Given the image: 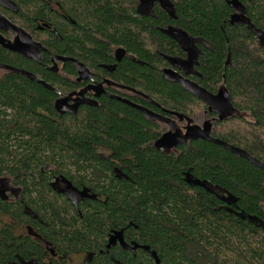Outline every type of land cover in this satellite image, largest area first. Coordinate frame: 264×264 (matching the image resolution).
<instances>
[{"label":"trees","instance_id":"trees-1","mask_svg":"<svg viewBox=\"0 0 264 264\" xmlns=\"http://www.w3.org/2000/svg\"><path fill=\"white\" fill-rule=\"evenodd\" d=\"M65 1L90 13L81 26L60 29L62 40L53 36L54 53L137 89L122 93L135 103L161 112L147 95L197 123L206 104L163 75V55L185 53L157 26L174 22L202 38L208 48L197 81L212 92L225 86L242 114L216 120L212 136L264 163V0H169L177 20L162 9L157 18L135 17L134 0ZM26 4L31 16L43 12L39 0ZM106 40L137 61L124 58L108 71L103 65L114 61ZM0 63L37 77L0 68V181L11 185L8 199L0 196V264H65L50 254L80 252L92 264H264L262 168L202 139L158 150L167 126L107 95L59 113L58 93L40 80L68 92L71 62L54 72L0 47ZM60 176L93 197L77 209L54 188ZM114 231H123L125 245L108 247Z\"/></svg>","mask_w":264,"mask_h":264},{"label":"flooded vegetation","instance_id":"flooded-vegetation-1","mask_svg":"<svg viewBox=\"0 0 264 264\" xmlns=\"http://www.w3.org/2000/svg\"><path fill=\"white\" fill-rule=\"evenodd\" d=\"M11 1L12 3L15 4V7L14 6L6 7L0 2V14L6 20L3 26L0 27V36H2L4 40L12 44H14L15 41L19 39L20 37V41L24 45H32V47H35V44L40 45V47L38 48L40 51L39 53L40 61H36L33 58L26 57L16 51L8 49L2 44H0L1 48L17 53L27 59L33 60L36 63L43 64L48 70L54 71V72L61 71L64 68L66 62H71L72 64H74V66L76 67L75 84L74 86H72V88L68 92L66 93L60 92L62 96L72 94L70 104L75 103V100L79 98V94L81 92H83V96L81 97L96 101L97 102L96 105L99 104L98 98H100L102 95H107L117 100H120L117 98L119 97L123 100L126 99V100L131 101L132 103H135L131 99H128L125 96H123L122 93H125V91H130L135 94H141V92H139L137 89L129 87L125 84H122L108 77V75L106 74H97V72L94 71L92 68H90L87 63L81 61L75 56L71 57V56H66L63 54H57V53H54L51 49L53 47V42H54L53 36L56 37L57 40L60 41L62 40L60 29L67 28L70 24L81 26L82 25L81 22H83L84 19L86 20L85 17L89 16L90 6L87 5V7H84V4L82 5L80 3L79 5V4H76V2H72V4L70 5L65 0H39L41 3L40 5L43 8V12H39L31 16L29 14L30 8L28 9V4H26V2L29 0H11ZM21 6H23V10H20ZM132 7L134 8L133 13L135 14L134 15L135 17L145 16V17L157 18L158 9H162L163 11L166 12L168 19L170 20L178 19L177 13L174 10L172 3L169 0H134L132 6H130V10H132ZM157 28L163 31L164 33L168 34L174 40H176L178 46L185 53L184 56H180V55L173 56V55L164 54L163 55L164 58L169 62V66L167 68H173L180 75L201 85L197 81V78L200 76L198 66L200 63V57L204 53L203 49L208 48L207 43L202 38L194 37L190 35L180 25L175 24L174 22H168L162 27L157 26ZM26 35H28L31 39L28 38ZM106 44L109 46V49L111 52L110 55L112 56V59L114 61V63H106L103 65L108 71H113L116 68V64L124 58H129L131 60L137 61V58L133 54L128 52V50L125 47L112 44L109 40H106ZM119 49L125 50V54L120 60L117 59V51ZM45 54L49 56L48 61H47V58H45ZM55 56L68 57V58L70 57V58L76 59L80 63H83L90 70L92 74V78H86V79L79 80L80 75H79L78 65L69 60L63 61L60 59H54ZM55 66L58 67L57 71L51 69L52 67H55ZM100 84H102L103 91L100 94H97L98 89H100L99 88ZM221 87L222 86H220V88L216 92H212V91L210 92H212L213 94H217L219 90L221 89ZM149 102L151 104H154L150 100ZM85 104L92 105L90 103H81L79 107ZM135 104H138V103H135ZM157 104H154V105L158 106L161 109V112L151 109L149 107L148 108L156 113H159L161 115H164L166 117L176 120L177 124L182 129H185V126H187L188 124L186 118L183 120H180L179 118H177V116L172 115L170 113L173 110H167L165 108H161L160 105L159 104L157 105ZM204 112H205L206 117L201 123H197L191 118L193 120L194 125L204 126V123L206 121H210L213 126V123L216 120H221L225 116L223 115V117H221V115L218 112L211 111L208 104H206V109L204 110ZM234 114L235 116L242 115L236 109H235ZM230 116L226 115L225 117L230 118ZM166 126L169 129L168 125ZM52 183L55 189L64 192L68 196L67 185L70 182H68L63 177L60 176L59 178H56ZM10 189H11L10 183L6 184L5 180L0 181V196H3V198L7 200L9 198L8 194H10ZM18 229L20 231L25 230L23 229V227L22 228L18 227ZM26 230L29 232V235H34L31 229L27 228ZM117 243H122L125 245L126 239L124 238L123 242L120 240H116L114 244H117ZM72 255H80V257H83L84 258L83 264H92L90 262L91 257H89L88 254L83 253V252L73 253L67 256H62V255L53 253V254H50L49 257L56 259V260L64 259L63 261H65V264H69L70 263L69 261L73 259ZM25 264H33V261L27 262Z\"/></svg>","mask_w":264,"mask_h":264},{"label":"water","instance_id":"water-1","mask_svg":"<svg viewBox=\"0 0 264 264\" xmlns=\"http://www.w3.org/2000/svg\"><path fill=\"white\" fill-rule=\"evenodd\" d=\"M0 2L6 7H10V6L15 7V4L12 3L11 0H0ZM4 22H6V20L0 14V27L3 26ZM26 36L28 38H30L28 35H26ZM22 37H24V36H22ZM0 44L5 46L6 48L11 49L13 51H16V52H18V53H20L26 57L33 58L36 61H40V59H39L40 51L38 49L40 47V45H38V44L34 43L35 47H32V45H24L21 43L20 37H19V39H17L15 41L14 44H12V43H9L6 40H4L2 36H0ZM124 54H125V50L119 49L117 51V59L120 60ZM54 59H60L63 61L69 60V61L76 63L78 65V68H79V75H80L79 80L86 79V78H92V74H91L90 70L83 63H80L76 59L70 58V57L69 58L68 57H59V56H55ZM0 68L11 70V71H16V72H21L22 74L28 76L31 79H37L35 74H33L32 72L27 71L25 69H20V68H17V67L8 65V64H3V63H0ZM51 69L57 71L58 67L55 66V67H52ZM163 75L167 80L180 83L192 95H194L195 97L201 99L203 102L208 104L211 111L218 112L221 115V117H223V115H225V116L226 115L227 116L232 115L233 116V114L235 112V108H234V105L232 103L230 93L226 89L225 86H222L217 94H213L212 92H210L205 87H203V86L199 85L198 83L191 81V80L185 78L184 76L180 75L173 68H165L163 70ZM40 82L43 83L48 88L53 89L54 91H56L58 93V95H60V97H58V99L55 102V107H56V110L61 114H63V113H76L78 108H79V105L81 103H90L92 105L97 104V102L94 100H89V99H86L84 97H81V96H83V92H81L79 94V98L75 100V103L70 104L72 94L62 96L60 94V91L58 89L54 88L52 85L48 84L45 81L40 80ZM99 88L100 89H98L97 94H100L103 91L102 90L103 89L102 84H100ZM145 97L148 98L152 103L157 104L154 100L150 99L147 95H145ZM117 98L126 102L127 104L139 109L148 119L158 120V121H161V122L165 123L166 125H168V127H169L168 131L163 133L155 142V147L158 150H161V151L170 150L179 144L188 142L189 140L202 139V140L211 141V142H214L216 144L222 145L224 148L230 150L233 153L238 154L241 157L246 158L247 160L252 162L254 165H256L257 167H260L264 170V163L261 162L260 160H258L257 158H255L254 156H252L246 150H244L240 147H236L234 145H231L230 143H228L222 139L214 138L212 136V133H211L212 124L210 121H206L204 123V126L194 125L193 120L191 118L187 117L186 115H184L182 113L171 111L170 113L172 115L177 116V118H179L180 120H183L186 118L188 124H187V126H185V129H182L177 124L176 120H174V119H171L169 117H166L164 115L156 113V112L152 111L151 109H149L148 107L132 103L131 101L126 100V99L123 100L119 97H117ZM225 116L221 120L228 118ZM232 116H230V117H232ZM234 116H235V114H234ZM188 181L194 182L197 184H201L200 181L195 180L194 178H191ZM67 192H68L69 198L72 200V202L74 203V205L76 206L77 209H78L79 201H81L87 197H93L92 195H90L88 193V190H86V189L78 190L71 183H69L67 185ZM116 240H120L122 242L124 241L123 231H114L113 232V234L111 235V237L109 239L108 247H110L112 244H114L116 242Z\"/></svg>","mask_w":264,"mask_h":264},{"label":"rangeland","instance_id":"rangeland-1","mask_svg":"<svg viewBox=\"0 0 264 264\" xmlns=\"http://www.w3.org/2000/svg\"><path fill=\"white\" fill-rule=\"evenodd\" d=\"M201 112V110L199 111ZM198 112V113H199ZM247 119H251V117L249 115H247ZM72 260H70L69 264H83L84 263V258L83 257H80V255H72Z\"/></svg>","mask_w":264,"mask_h":264}]
</instances>
